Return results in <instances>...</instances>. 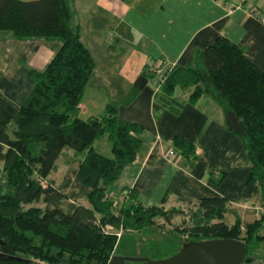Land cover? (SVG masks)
Wrapping results in <instances>:
<instances>
[{"label":"trees","instance_id":"1","mask_svg":"<svg viewBox=\"0 0 264 264\" xmlns=\"http://www.w3.org/2000/svg\"><path fill=\"white\" fill-rule=\"evenodd\" d=\"M70 20L66 0H0V32L16 40L60 43L42 71H28L32 88L18 108L0 95V264H106L117 240L103 232L105 226L120 233L143 232L154 226L155 219L167 222L175 213L140 206L130 190L124 191L122 203L106 197L107 187L136 158L141 144L135 136L141 127L120 120L111 104L100 117H77L94 63ZM145 73L155 76L154 71ZM175 88L189 92L190 103L209 95L235 117L250 165L248 181L259 189L264 204V73L219 36L195 52L191 64L165 70L154 98L177 113L180 105L171 98ZM104 135L110 143L109 157L92 149ZM172 142L180 154H192L182 139L174 137ZM64 149L81 154L73 179L87 190L86 206L69 202L47 178ZM192 205L196 211L183 243L239 241L245 248L244 263L251 264L248 253L263 239L258 231L264 216L243 227L235 218L227 226L224 199L202 198L185 206ZM170 244L173 248V241Z\"/></svg>","mask_w":264,"mask_h":264},{"label":"crops","instance_id":"2","mask_svg":"<svg viewBox=\"0 0 264 264\" xmlns=\"http://www.w3.org/2000/svg\"><path fill=\"white\" fill-rule=\"evenodd\" d=\"M66 1L70 28L77 29L94 63L77 117H100L111 104L120 120L141 127L135 136L141 144L137 156L107 187L106 197L122 203L124 191L130 190L140 206L162 208L219 197L227 204V226L235 218L242 227L261 219L264 204L259 189L248 181L250 165L242 141L225 124L230 114L206 94L190 103L189 92L179 88L171 95L179 111L167 110L154 98L159 79L155 85L145 71L154 65L164 72L187 66L195 52L221 36L264 73V0ZM59 47L54 39L0 36V95L10 107L18 108L32 88L28 71H42ZM118 54L124 59L113 65ZM174 137L188 143L192 154H180ZM101 138L92 149L109 157L110 143L97 146ZM70 152H61L54 177L47 178L69 202L83 203L87 190L73 179L81 154L76 158ZM263 228L264 221L258 231L264 238Z\"/></svg>","mask_w":264,"mask_h":264},{"label":"rangeland","instance_id":"3","mask_svg":"<svg viewBox=\"0 0 264 264\" xmlns=\"http://www.w3.org/2000/svg\"><path fill=\"white\" fill-rule=\"evenodd\" d=\"M3 34L8 35L6 32H0V36ZM117 56L120 55L118 54ZM123 59L124 55L116 58L113 65H119ZM157 79V76L151 78L155 85H157ZM176 89L178 90V88ZM104 137L105 136H103V138L99 140V144H97L100 148L102 141H106V143L109 144V140L107 141ZM103 154H106V152ZM78 157H80V154H76V158ZM76 158L73 159L71 163H73ZM53 174L54 171H51L48 177L52 179L54 177ZM82 198L84 199V194L82 195ZM75 203L86 206V202L81 203L80 201H75ZM163 210H175V213L169 216V221L167 222L161 219H155L154 226L143 232L123 231L120 233L119 231L114 232L113 230L107 231L105 234L114 235L117 240L111 256L114 254L126 257L130 256V258L137 259L144 258L149 260H158L165 258L169 251L171 252L178 245L180 246V244L183 243V240L189 237L188 227L191 226L190 219L193 218L192 216L196 211V207L193 205L174 206L163 208ZM227 222H229L228 218ZM260 234L261 236L264 235V228ZM170 241H173L174 243L173 248ZM248 254L253 259L252 262L250 261L251 264H264V238L256 243V249H252Z\"/></svg>","mask_w":264,"mask_h":264},{"label":"water","instance_id":"4","mask_svg":"<svg viewBox=\"0 0 264 264\" xmlns=\"http://www.w3.org/2000/svg\"><path fill=\"white\" fill-rule=\"evenodd\" d=\"M225 124L237 136L242 135V130L232 114L225 118ZM244 252V245L239 241L210 239L184 242L177 252L163 259L111 256L106 264H124L125 261H141L144 264H243Z\"/></svg>","mask_w":264,"mask_h":264},{"label":"built area","instance_id":"5","mask_svg":"<svg viewBox=\"0 0 264 264\" xmlns=\"http://www.w3.org/2000/svg\"><path fill=\"white\" fill-rule=\"evenodd\" d=\"M149 71H154L155 72V75L158 77V79H159V81H161V79H162V77H163V74L165 73L164 72V69H160V68H158L157 66H150V69H149ZM173 155V152L172 151H169L168 153H167V156L168 157H170V156H172ZM112 229L110 228V227H108V226H105L104 228H103V232L104 233H106L107 231H111Z\"/></svg>","mask_w":264,"mask_h":264},{"label":"flooded vegetation","instance_id":"6","mask_svg":"<svg viewBox=\"0 0 264 264\" xmlns=\"http://www.w3.org/2000/svg\"><path fill=\"white\" fill-rule=\"evenodd\" d=\"M112 256H120V257H123V258H130L129 257H126V256H123V255H112ZM144 259V258H143ZM124 264H144L143 262L139 261V262H135V261H125ZM245 264V263H243Z\"/></svg>","mask_w":264,"mask_h":264}]
</instances>
